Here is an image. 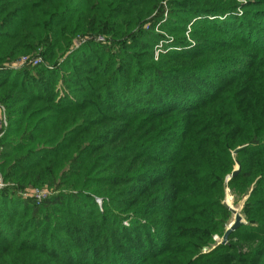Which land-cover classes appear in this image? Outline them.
I'll return each instance as SVG.
<instances>
[{
    "label": "trees",
    "instance_id": "1",
    "mask_svg": "<svg viewBox=\"0 0 264 264\" xmlns=\"http://www.w3.org/2000/svg\"><path fill=\"white\" fill-rule=\"evenodd\" d=\"M0 103V264H264V0H0Z\"/></svg>",
    "mask_w": 264,
    "mask_h": 264
},
{
    "label": "rangeland",
    "instance_id": "2",
    "mask_svg": "<svg viewBox=\"0 0 264 264\" xmlns=\"http://www.w3.org/2000/svg\"><path fill=\"white\" fill-rule=\"evenodd\" d=\"M165 20V14L163 15L162 19L160 20L163 21ZM155 32L157 34L160 35L157 43L154 45L153 47V58L156 59L157 58V55L159 52H161V50H163V48H167L165 47V44L167 42H170L172 40V36L170 34H168L167 32H165L164 30H160V29H157L155 28L154 29ZM76 40L73 41V46L77 45V42H75ZM191 41V40H190ZM29 55H38V53H29ZM40 56V55H38ZM17 58H15L14 60H11L10 62L6 63L5 66H7L8 68H11V69H17L13 66L14 64V61L16 60ZM41 63H42V58H41ZM19 68V67H18ZM0 117L4 119L5 121V126L3 128V132L7 126V118H6V111H5V107L3 104L0 103ZM0 131H2V127L0 129ZM2 132V134H3ZM2 134H0V137L2 136ZM236 168V167H235ZM7 185V182H4L2 180V177H1V174H0V189ZM37 190V191H35ZM49 189L44 185V186H41V187H26L24 188L23 190H20L19 195L23 198H27V199H31L35 202H39L41 201L42 197L44 194L48 193ZM226 201V203H228L231 207L235 208V210H237L241 216V221L243 222V217H242V214L240 213V207H241V201L237 202V203H233V200H232V197L231 195L228 193L227 189H225V192H224V196H223V199L222 201ZM101 202L100 199L98 198H95V202L97 203V205L99 206L100 203L98 202ZM233 220V214L231 213V215L229 216L228 218V222L226 224V227L227 225ZM225 227V228H226ZM223 234V233H222ZM221 236L222 235H218V234H214L212 236V240L215 242V243H220V240H221ZM227 242H228V239H227ZM206 250V247H202V251H205Z\"/></svg>",
    "mask_w": 264,
    "mask_h": 264
},
{
    "label": "water",
    "instance_id": "3",
    "mask_svg": "<svg viewBox=\"0 0 264 264\" xmlns=\"http://www.w3.org/2000/svg\"><path fill=\"white\" fill-rule=\"evenodd\" d=\"M240 147L238 148H235L233 151H232V154H235L238 150H239ZM239 168V165L238 163L236 162V168L232 171L231 175L235 174L237 172ZM221 204L223 207H225L226 209H228L232 214H233V220L227 225V227L225 228L222 236H221V240H220V243L221 244H224L227 242V238H228V235L234 230L236 229L241 223V216L239 214V212L237 210H235V208L231 207L229 204L226 203V201H221Z\"/></svg>",
    "mask_w": 264,
    "mask_h": 264
},
{
    "label": "built area",
    "instance_id": "4",
    "mask_svg": "<svg viewBox=\"0 0 264 264\" xmlns=\"http://www.w3.org/2000/svg\"><path fill=\"white\" fill-rule=\"evenodd\" d=\"M41 63V57L38 55H20L15 61L13 66L15 68L21 67L23 65H37ZM5 126V121L3 118L0 117V129L2 127V131H0V134L3 132V128ZM37 191V190H35Z\"/></svg>",
    "mask_w": 264,
    "mask_h": 264
},
{
    "label": "bare ground",
    "instance_id": "5",
    "mask_svg": "<svg viewBox=\"0 0 264 264\" xmlns=\"http://www.w3.org/2000/svg\"><path fill=\"white\" fill-rule=\"evenodd\" d=\"M228 204V203H227Z\"/></svg>",
    "mask_w": 264,
    "mask_h": 264
}]
</instances>
